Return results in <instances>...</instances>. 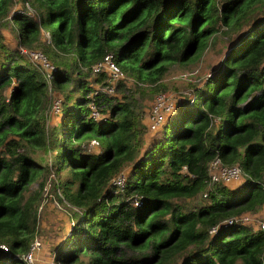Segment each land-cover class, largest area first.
<instances>
[{
	"label": "trees",
	"instance_id": "trees-1",
	"mask_svg": "<svg viewBox=\"0 0 264 264\" xmlns=\"http://www.w3.org/2000/svg\"><path fill=\"white\" fill-rule=\"evenodd\" d=\"M14 1L0 0V25L14 39L0 31V264H27L34 239V258L41 248L46 175L70 221L56 264H264V230L224 222L264 204V0H29L37 19ZM228 30L239 41L147 134L132 95L100 90L110 75L91 72L110 52L123 72L161 86L168 63ZM33 43L51 71L20 51ZM214 157L240 167L239 183L209 180Z\"/></svg>",
	"mask_w": 264,
	"mask_h": 264
},
{
	"label": "rangeland",
	"instance_id": "rangeland-1",
	"mask_svg": "<svg viewBox=\"0 0 264 264\" xmlns=\"http://www.w3.org/2000/svg\"><path fill=\"white\" fill-rule=\"evenodd\" d=\"M27 3L28 5H25L24 1L20 2L19 0H15L11 5V9H18L20 11H23L24 7L25 9H27L29 15L37 19V14L35 13L33 7L30 5L29 0H27ZM25 6L28 8H26ZM258 11H260V9ZM220 28L224 29V26L220 25ZM0 31L3 34L6 42L14 44L13 36L7 28L5 29L0 25ZM209 39H211L210 42L207 41L205 48L198 55L186 61L168 63L166 71L157 80L159 83H161V86H154L153 83H150L148 81L140 83V81L133 76V73H125L121 70V79L124 81V88L116 89L114 86V89L109 93H112L111 95L120 96V90L123 89V93L132 95L134 107L138 114L141 115L142 122L145 125V134L149 132L147 128V114L154 96L158 93H166L174 99H177L180 98L181 95L190 94L192 91V84H200L205 79V77L212 72V68L221 61V58L223 57L225 51L237 41V36L233 30H228L227 32L223 33L217 32L213 34ZM38 40L41 43L49 42L48 33L46 32V30L40 28ZM19 49L26 54L27 50L40 51L47 60L51 61L48 54H46L45 52L44 54L40 50L37 43L31 44L29 49L24 48V46L19 47ZM68 56L71 55L69 54ZM50 63L52 64V62ZM81 70H85V68L81 67ZM92 76L93 75L91 74L90 77H88V80H90ZM108 85H110V83ZM135 85H140L142 89L138 90L139 88H137ZM91 87L94 89H98V84L91 83ZM50 92L49 93L51 94L52 100V98L56 95L53 91ZM55 102L56 101H54L53 104ZM53 104L50 108L48 105V108L46 110L45 120L48 126L53 123L52 121L57 119L56 115L58 113V108L54 109ZM92 114L96 115V118L102 115H100V113H97V111H93ZM47 157V161H49V156L47 155ZM38 178L39 177H37V179ZM50 178V175L45 176L44 185L40 190L39 205L41 206V208L38 212V224L34 237L40 238L42 246L38 250V253L35 255V258H33L34 264H56L52 258L54 245L62 240L63 236L67 233L70 226L68 212L66 211L63 204L55 198L53 194V185ZM237 183L239 182H234L233 184H230V186L233 187ZM36 188L37 180L32 181L30 184H28L27 189L24 193H29V191H33ZM198 200L199 199H192L190 202L196 203ZM249 214L256 219H259L264 215V204L255 213ZM249 226L251 228H256L255 220ZM38 242V239H34L32 241V244Z\"/></svg>",
	"mask_w": 264,
	"mask_h": 264
},
{
	"label": "built area",
	"instance_id": "built-area-1",
	"mask_svg": "<svg viewBox=\"0 0 264 264\" xmlns=\"http://www.w3.org/2000/svg\"><path fill=\"white\" fill-rule=\"evenodd\" d=\"M27 55L31 60L35 61L38 64V67L40 69H44L47 71H51L53 69V65L50 63L49 60L46 59V57L40 51L27 50ZM102 70L107 71V73L110 75V80L108 79V83L99 89L104 90L105 92H111L114 89L115 81L121 78L122 71L117 65V63L114 61L113 56L110 52L104 53L102 57H100L97 61L91 64L92 73L95 74L97 72H101ZM109 83L110 85H108ZM177 99H174L173 97H171L166 93H158L154 96V99L149 107L147 114V128L149 130H154L159 125V123L162 121L164 117V114L169 112L174 107L175 100ZM54 101L56 102L53 104ZM52 104L54 109L59 108L58 99L53 100ZM91 107L93 108V105H91ZM90 144H97V141L95 139H91ZM208 175H209V180L211 181L220 180L224 184L234 183L242 179V171L237 164L228 165L221 163L218 157H214L209 162ZM123 179H124V175L122 172H120L116 175V177L113 178V182L117 183L118 185H122ZM249 213L250 212H241L238 215H234L229 218H226L224 222L228 224L236 223V224H244L249 226L255 220L256 228L264 230V215L261 216L259 219H256ZM38 245L39 242L34 244L31 243L29 249L22 254V258L25 260L27 264H34L33 262L34 256L32 254V251Z\"/></svg>",
	"mask_w": 264,
	"mask_h": 264
}]
</instances>
